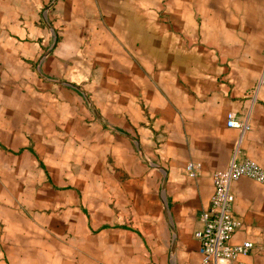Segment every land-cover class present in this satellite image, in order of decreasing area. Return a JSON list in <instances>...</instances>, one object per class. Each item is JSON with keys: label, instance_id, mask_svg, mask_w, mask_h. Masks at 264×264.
<instances>
[{"label": "crops", "instance_id": "obj_1", "mask_svg": "<svg viewBox=\"0 0 264 264\" xmlns=\"http://www.w3.org/2000/svg\"><path fill=\"white\" fill-rule=\"evenodd\" d=\"M224 1L237 7L227 9L222 25L204 22L190 29L201 37L192 71L185 73L184 60H170L167 52L152 60V47L159 46L152 38L153 0H0V99L8 67L45 59L87 65L88 51L95 48L113 65L129 67L127 100L118 105L126 103L131 128L118 134L122 144L139 146L144 165L137 161L128 169L135 186L121 189V197L111 191L112 197L96 198L95 211L82 221L95 247L80 264H202L193 232L212 193L211 172L225 168L233 155L264 169V0ZM165 10L178 33H189L184 12ZM99 27L103 35L95 42ZM220 34L221 42L214 37ZM229 112L244 130L226 126ZM12 130L0 122V157L20 161L27 141ZM188 161L199 164L195 177L183 171ZM140 177L152 184L137 185ZM230 192L232 214L240 222L230 242L249 241L252 248L229 264H264V186L241 177ZM5 222L0 216V225ZM21 254L12 255L7 235L0 233V264H23Z\"/></svg>", "mask_w": 264, "mask_h": 264}, {"label": "rangeland", "instance_id": "obj_2", "mask_svg": "<svg viewBox=\"0 0 264 264\" xmlns=\"http://www.w3.org/2000/svg\"><path fill=\"white\" fill-rule=\"evenodd\" d=\"M152 4V38L159 43L152 47V60L167 52L170 60H184L185 73L192 71L201 37L190 29L204 22L222 25L227 9L237 7L224 0H153ZM165 9L184 12L183 29L189 33H178L175 18H166ZM160 27H165L163 34L157 31ZM95 29L101 33L93 38L101 41L103 27ZM214 37L221 42L223 35ZM124 52L126 58L128 51ZM88 54L87 65H63L61 60L48 64L45 59L7 70L0 122L24 136L28 152L18 156L20 161L0 157V216L6 218L0 233L7 235L12 255L22 251L23 264H80L90 256L95 239L82 223L84 217L95 211L98 196L112 197L111 191H116L121 197V189L135 186L128 169L137 161L144 165L142 150L131 140L122 144L118 134L131 128L126 103L118 105L127 100L129 67L113 65L102 56V49H89ZM78 91L87 98L86 115ZM117 109L125 113L119 115ZM136 184L152 183L140 177Z\"/></svg>", "mask_w": 264, "mask_h": 264}, {"label": "built area", "instance_id": "obj_3", "mask_svg": "<svg viewBox=\"0 0 264 264\" xmlns=\"http://www.w3.org/2000/svg\"><path fill=\"white\" fill-rule=\"evenodd\" d=\"M227 127L244 130L245 125L238 122L234 113L226 116ZM199 164L188 161L183 171L188 177H195ZM244 177L264 186V169L255 161L233 155L227 166L211 172L212 193L207 206L198 214L199 228L193 232L202 256V264H229L240 256L248 254L252 248L249 241L237 244L230 242L239 220L232 214L233 195L230 185Z\"/></svg>", "mask_w": 264, "mask_h": 264}, {"label": "water", "instance_id": "obj_4", "mask_svg": "<svg viewBox=\"0 0 264 264\" xmlns=\"http://www.w3.org/2000/svg\"><path fill=\"white\" fill-rule=\"evenodd\" d=\"M136 149L139 150L138 145H136ZM157 168H159V167H157ZM165 181H166V173H165V171H163L162 186L165 184Z\"/></svg>", "mask_w": 264, "mask_h": 264}]
</instances>
